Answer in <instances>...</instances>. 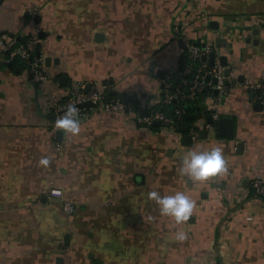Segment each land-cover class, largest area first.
Returning <instances> with one entry per match:
<instances>
[{
	"label": "crops",
	"instance_id": "1",
	"mask_svg": "<svg viewBox=\"0 0 264 264\" xmlns=\"http://www.w3.org/2000/svg\"><path fill=\"white\" fill-rule=\"evenodd\" d=\"M36 26L40 54L68 82L37 94L21 63L0 60V264H264V199L251 187L264 180V110L245 86L264 81V0H0L5 39L25 40ZM185 41L212 47L216 63L228 58L237 85L215 109L233 121L232 136L215 125L189 146L187 132L104 111L76 135L53 133L50 105L72 82L110 81L133 108L161 109L159 79L181 66ZM215 145L226 172L203 184L180 173L183 155ZM153 190L185 191L192 215L161 214Z\"/></svg>",
	"mask_w": 264,
	"mask_h": 264
},
{
	"label": "built area",
	"instance_id": "2",
	"mask_svg": "<svg viewBox=\"0 0 264 264\" xmlns=\"http://www.w3.org/2000/svg\"><path fill=\"white\" fill-rule=\"evenodd\" d=\"M175 32L179 33L178 28ZM42 43L41 30L36 26L32 29L25 40L16 38L5 39L0 32V60L11 66L18 61L24 66L26 74L32 76L37 86L51 85L60 86L59 78L51 72L46 63V58L39 52ZM186 58L180 67H170L159 79L161 93L160 101L156 107L155 103L147 102L145 105L135 109L130 103L109 97L108 93L113 90V83L92 84L90 88L82 82L70 83L64 92L63 98L55 97L50 105V111L54 115L51 125L53 133L65 131L55 126L56 120L62 116L69 104H74L78 109L80 124L84 122L93 112L104 111L121 114L134 120L138 125L151 128L159 123L172 132H179L178 128L183 124L184 116L187 114L186 105L191 103L199 106L202 101H208L212 105V119L217 122L220 116L215 109L228 97L230 91L236 87V80L227 74V66L219 62L210 64L213 48L202 45L199 42L185 41ZM179 76L176 82V77ZM247 88L257 91L256 102L264 110V81L258 84L245 83ZM91 103L92 106H81ZM172 108V111H163L164 107ZM147 111V115L144 112ZM214 125L207 123L206 119L198 120L188 126V135L193 141L199 138V131H211ZM251 187L256 197L264 199V180L256 177L251 181ZM52 198L63 197L61 190L52 189L49 193ZM63 211L67 215L75 212V205L65 201Z\"/></svg>",
	"mask_w": 264,
	"mask_h": 264
},
{
	"label": "clouds",
	"instance_id": "3",
	"mask_svg": "<svg viewBox=\"0 0 264 264\" xmlns=\"http://www.w3.org/2000/svg\"><path fill=\"white\" fill-rule=\"evenodd\" d=\"M58 129H63L73 135L80 132V121L78 109L74 104H69L56 122ZM47 166L49 157L45 156L40 161ZM229 163L225 158L224 149L221 145H215L208 149L192 150L181 158L180 173L190 179L193 183H206L210 178L223 174L228 170ZM150 199L154 200L161 214L174 217L177 223L187 221L192 215L196 201L185 191H176L174 194L162 195L161 192L153 190L148 193ZM175 239L184 241L187 233L177 231Z\"/></svg>",
	"mask_w": 264,
	"mask_h": 264
},
{
	"label": "water",
	"instance_id": "4",
	"mask_svg": "<svg viewBox=\"0 0 264 264\" xmlns=\"http://www.w3.org/2000/svg\"><path fill=\"white\" fill-rule=\"evenodd\" d=\"M41 37H43L42 34H41ZM185 58H186V56H184L182 58V62L185 61ZM215 59H216V55L213 52V54L210 57V64L212 66L215 63ZM46 63H47L48 66H50L51 59L47 58L46 59ZM227 63H228V58H226L225 56L222 57L221 64L224 65V66H227ZM230 73H231V70L228 69L227 70V74H230ZM30 77H31L30 79H32L31 75H30ZM178 79H179V76L176 77V82L178 81ZM60 81L62 82V84H66L68 82V79L66 77H62L60 79ZM32 82H33V86L35 87L36 93L38 94L37 85H36V83L33 80H32ZM87 87L89 88V86H87ZM108 95L115 96V97H117L118 99L122 100L125 103H127L129 101H132V98L129 99L128 95L126 93H124V92H116V91L115 92H109ZM81 106H92V104L91 103H86V104H83ZM198 111H199V113H197V114H189L188 119L191 120V121H196L197 119L198 120H202L203 117L206 116L205 119H206L207 123L212 124L214 126L217 125L219 133L221 135H223V136H232V134H233V130H232L233 121L230 118H222V119L218 120L217 122H214L213 119H212V116H211V113H212L211 110H202V112H201V109L199 108ZM145 115H147V112H145ZM52 117L54 118V115H52ZM156 126H160V124L156 123ZM183 131L187 132L188 131V127H184ZM207 135H208V133H207L206 130L199 131V137H201V138L205 137L206 138ZM62 138H63V133L59 132L57 134V139H59V141H61ZM184 138H185L184 140L186 141L185 142L186 145H189V146L192 145V138L190 136H185Z\"/></svg>",
	"mask_w": 264,
	"mask_h": 264
},
{
	"label": "trees",
	"instance_id": "5",
	"mask_svg": "<svg viewBox=\"0 0 264 264\" xmlns=\"http://www.w3.org/2000/svg\"><path fill=\"white\" fill-rule=\"evenodd\" d=\"M185 107H186L187 114L184 116L183 124L181 125L180 128H178L179 132H184L183 129H184L185 125L191 122V120L188 119L189 114H193L197 110V106H195L191 103H187V105ZM162 110L169 112V111H172V108L166 106V107L162 108ZM153 128H156V127H153Z\"/></svg>",
	"mask_w": 264,
	"mask_h": 264
}]
</instances>
